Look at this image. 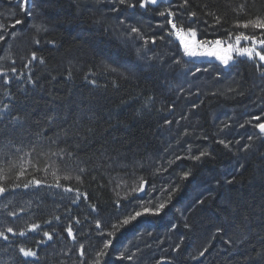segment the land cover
Instances as JSON below:
<instances>
[{
  "label": "trees",
  "instance_id": "16d2710c",
  "mask_svg": "<svg viewBox=\"0 0 264 264\" xmlns=\"http://www.w3.org/2000/svg\"><path fill=\"white\" fill-rule=\"evenodd\" d=\"M91 1L29 0V10L22 12L20 0H0V72L9 80L4 84L0 76V185L8 189L0 195V232L8 237L0 238V264H94L97 259L134 264L119 259L128 251L139 252L136 264H264V138L235 167L213 125L218 111L241 115L246 109H254L246 115L251 120L259 118L253 131L264 122V64L235 52L228 66L216 58H190L174 35L164 36L184 61L212 66L221 77L214 87L229 92L214 95L202 89L192 95L193 105L201 99L192 106L195 136L209 155L196 162L179 160L171 200L160 215L149 213L114 230L128 216L123 212L129 202L144 193L130 188L118 195L117 186L156 182L152 161L163 152L174 108L182 104V81L163 64L140 62L136 51L111 32L116 14L124 12L135 26L165 22L169 33L170 11L185 30L194 25L197 42L227 41L229 32L254 34L233 24L264 16V0H188L185 7H180L183 0H174L164 16L159 6L141 9L137 0H130L134 8L119 5L117 13L104 15ZM191 12L196 16L189 19ZM17 19L22 23L15 24ZM240 46L252 44L241 41ZM57 178L61 187L50 186ZM31 180L41 183L23 187ZM31 223L41 227L24 236L6 231H26ZM69 224L75 242L64 231ZM44 231L51 241L44 239ZM148 235L157 245L145 242ZM106 240L112 242L107 249ZM20 247L36 257L25 259ZM102 250L105 255L99 256Z\"/></svg>",
  "mask_w": 264,
  "mask_h": 264
},
{
  "label": "rangeland",
  "instance_id": "374dc122",
  "mask_svg": "<svg viewBox=\"0 0 264 264\" xmlns=\"http://www.w3.org/2000/svg\"><path fill=\"white\" fill-rule=\"evenodd\" d=\"M85 1L88 2L90 0ZM91 2L98 7H101L100 10L104 15L110 12L112 14L117 13L119 5H122L119 3V0H92ZM169 7L171 8V6H159V11L165 12ZM129 19L131 18L126 13H117V25H113L111 28L112 36L117 41L131 46L136 51L140 62L146 63L147 65L163 64L166 71L174 72V74L176 73L175 75L177 76L178 81H182V83H180V81L178 82L181 84L180 95L182 96L180 98V104H182L174 108V116L172 117V123L169 128L170 133L165 139L166 141L163 152L156 160L154 159L152 161V167L153 170L155 169L157 179H155V183L150 185L146 184L145 187V190L151 194L152 198H154L152 205L146 203L150 196L143 193V196L140 199L129 202L123 212L125 217L134 214L135 210H140L142 204L148 207H153L157 202L163 201L166 198L165 195H169L170 191L173 189L174 180L176 178L174 175L180 171V164L177 165L179 160L192 159L191 157L197 156L203 151L200 142L201 137L199 138L195 136V132L198 128L196 127L197 124L194 123L195 118L192 110L194 109L193 107L199 105L201 99L193 105L190 103L192 95L195 94L196 91L202 89H209L208 92L214 95H222L229 92L226 88L221 90V93L216 87H214L216 84H221V77L214 74L211 69L213 68L212 66H200L196 65L194 62L184 61L180 55L182 54L181 52H183L182 47L180 48L181 52L179 51L175 54L172 52L171 48H168L167 42L164 38L168 33L165 22L157 21L156 23L149 24L153 26L146 28L148 23L139 22V24H136L137 26H135L134 22H128ZM121 21H123V23H121ZM133 27L140 30V36L143 37V39L138 38L135 34L131 33V28ZM190 28L193 29L195 27L194 25H190ZM161 37H163V39H161ZM153 38L156 39L155 44L151 43ZM145 40L148 41L147 44H145ZM202 57L206 59L215 58L214 56ZM211 80H214L215 82H212L211 84ZM253 110L246 109L241 115H231L230 112L226 114L218 111L213 118V125L218 131L216 138L217 140L223 139L228 144V149L231 151L234 160L232 165H235V167L236 165L239 166L243 163L244 159L251 154L255 149L256 143L259 141L260 136L257 134V131H253L252 128L254 122L256 121L257 123L258 119L254 117L253 120H251L252 118L246 116ZM241 125H243V127H241ZM249 137H252V139H249ZM177 157H180V159H177ZM193 161L196 162L195 160ZM175 163L176 170H174ZM151 177H154V174ZM130 188L133 187H127L120 184L117 186L116 192L118 195H122V193H125ZM146 214L149 213H145L144 215ZM149 236L150 235H148L146 241H144L148 242L149 245H157L155 240ZM137 255H139L138 251H128L120 255L119 259L136 264L139 263L136 260ZM129 257H131V259H129Z\"/></svg>",
  "mask_w": 264,
  "mask_h": 264
},
{
  "label": "snow or ice",
  "instance_id": "6c2138e0",
  "mask_svg": "<svg viewBox=\"0 0 264 264\" xmlns=\"http://www.w3.org/2000/svg\"><path fill=\"white\" fill-rule=\"evenodd\" d=\"M188 0H183V3L180 5V7H185L187 5ZM119 3L122 5H126L128 8H134L136 6V4L130 2V0H119ZM137 3L139 5V8L144 9L146 8L148 5H155L157 3V0H137ZM28 4H29V0H20L19 3V9L22 12H27L28 11ZM241 9H243V6H241ZM161 16L165 15V12H160ZM173 13L172 12H167V16L169 17V19L167 20V24H169L171 26V32L167 33V35H174L175 38L179 41L181 47L183 48V52L185 56L188 57H196V56H214L217 60H219L221 62V64L228 66L229 61L232 59V53L235 52L238 56H246L248 57L249 60H252L254 57L258 58L259 61L264 64V16H255L253 18L244 20V21H240L237 20L234 22L233 27L239 29V28H243V29H253L254 30V34H245V32H236V33H232L229 32L228 34V39L227 41H222L220 39H216V40H212V41H200L197 42L196 41V30L189 28L187 30H185L184 27H182L181 25H178V23L174 22V20L172 19L173 17ZM189 19H192L196 16L195 12H191L188 14ZM22 23L21 20L17 19L15 21V24H20ZM121 23H123V21H121ZM216 23L219 24L221 23V20L219 18H217ZM15 24L12 25V27L15 26ZM37 30H41L40 27H37ZM259 30V34H255V31ZM131 33L135 34L136 37L143 39V37L140 36V30L138 28H131ZM233 36H234V43L232 42L233 40ZM3 39V36H0V40ZM161 39H163V37H161ZM241 41H251L252 46L251 47H241ZM148 41L145 40V44H147ZM151 43L155 44L156 43V39L153 38L151 40ZM227 44V47H222V45ZM257 45H259L260 50H257ZM203 49V50H201ZM31 60L35 61L37 59V56L35 54V52L32 53ZM40 63H44L43 59L40 60ZM25 67H27V65H25ZM16 69L13 67L11 69L12 73H16ZM0 76L5 77L4 78V84H8L9 80L6 76V74L4 72H0ZM29 83H31V80H29ZM7 107V106H5ZM257 119H259L257 117ZM168 123H170V121H167ZM227 127V126H226ZM241 127H243V125H241ZM256 127H258L259 132L264 134V123H259L258 125H256ZM249 139H252V137H249ZM220 144H223V146L225 148H228V144L223 140H218L217 141ZM63 151V150H61ZM53 155H58V153H53ZM209 155V153L205 150V151H201L199 155L197 156H193L191 157L193 160L199 161L201 160L203 157ZM177 159H180V157H177ZM14 167V165H11ZM46 170V169H45ZM80 171H83V169H81ZM24 174L23 169L21 170V172L18 174V178L19 176H22ZM52 175L55 177L56 176V172L53 171ZM190 175L189 172H185L183 174V178L187 179L188 176ZM64 180H69L71 179L70 176H64L63 177ZM77 179H79V177H77ZM41 181L39 180H31L28 183H25L23 185V187L28 188L30 184H35V185H40ZM146 181H144L143 179H141V181L139 182V184L136 187H133L132 192L133 193H139V192H144L145 195L150 196V198L148 199V201L146 202L148 205H152L153 199L151 197V194L149 192H147L145 190V186H146ZM228 183H232L231 180L228 181ZM50 186H55L57 188L61 187L60 182H59V178H57L55 185H50ZM16 187H20L19 184L16 185ZM8 189L2 185H0V195H3ZM64 191L66 192H72L73 189L72 188H65ZM80 193H77V197H79ZM85 200H87V196L84 197ZM171 200V194L169 193L167 200H163V201H159L157 202L153 207H148L145 206L144 204L141 205L140 210H135L134 214L127 216L120 225H113V229L114 230H118L119 227H122L123 225H127L129 224L131 221L136 220L138 217L144 215L145 213H151L152 215H160L161 212L165 209L167 202ZM73 203H76V200H73ZM202 203V201H201ZM93 211H95V206H92ZM10 216L11 215H15V213H8ZM56 219H59V217H57ZM77 223H79V221H77ZM41 226L39 224L36 223H31L27 226L26 231L22 230V231H18V232H14L13 228L8 227L6 229V231L8 233H12L13 235H19V236H24L26 234V232H35L37 231V229H39ZM96 228L99 229L101 228V223L99 221L96 222ZM64 231L67 233V237L72 239L73 242H75L76 237L74 235V230H73V225L69 224ZM108 235H113V233H109ZM43 237L44 239L51 241L53 239V236L48 232V231H44L43 232ZM0 238L7 240L8 237L4 235L3 232H0ZM38 243H44V240H40L38 241ZM111 241L110 240H106L104 242V248L107 249L110 245H111ZM80 254L81 256H83V245H80ZM19 253L20 255H22L25 259L27 258H35L36 257V252L32 251L29 248H25V247H20L19 248ZM99 256H103L105 255L104 251L102 250L99 254ZM200 255H203V252L200 253ZM129 259H131V257H129ZM94 264H100L99 259H97Z\"/></svg>",
  "mask_w": 264,
  "mask_h": 264
},
{
  "label": "water",
  "instance_id": "95a60500",
  "mask_svg": "<svg viewBox=\"0 0 264 264\" xmlns=\"http://www.w3.org/2000/svg\"><path fill=\"white\" fill-rule=\"evenodd\" d=\"M173 2H174V0H157V3L155 5H149V6L152 7V8H156L158 6H171L173 4ZM256 131H257V134L259 136L264 137V134H262V133L259 132L258 127H257ZM160 264H168V262L163 261Z\"/></svg>",
  "mask_w": 264,
  "mask_h": 264
}]
</instances>
